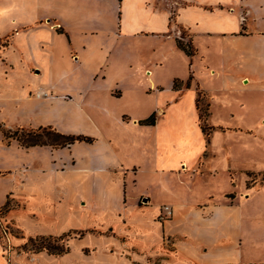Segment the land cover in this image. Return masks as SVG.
I'll return each instance as SVG.
<instances>
[{
	"label": "crops",
	"instance_id": "crops-1",
	"mask_svg": "<svg viewBox=\"0 0 264 264\" xmlns=\"http://www.w3.org/2000/svg\"><path fill=\"white\" fill-rule=\"evenodd\" d=\"M195 14L199 16L193 17ZM246 17L252 18V26L246 25ZM0 21V38L9 34L0 48V77L38 81L39 98L49 96L45 87L55 88L53 83L43 86L46 79L67 80L71 85L68 94L77 93L68 100L89 106L104 117V126L109 120L110 127L124 124L128 131L150 129L138 123V116L124 123L98 98L110 76V71L101 74V69L114 59H138V38H154L161 50L154 59H142L144 66L153 62L160 66L175 51L185 54L189 70L181 89L194 83L191 87H199L209 98L210 87L195 79L190 66H201L204 55L200 49L213 45L210 79H221L222 88L264 94V0H0ZM179 29L186 31V40L195 49L191 57L176 45ZM57 43L63 44L61 50L55 47ZM55 52L60 53L58 60ZM129 81L121 84L132 88ZM110 91L107 88L112 97ZM62 95H51L52 102L61 104ZM85 95L89 97L85 99ZM193 101L199 122L196 91ZM78 142L62 148L41 145L24 149L39 147L50 157L26 162L22 193L9 191L21 199L22 210L12 208L7 216L24 234L22 243L35 234L85 233L69 237V251L62 255L28 252L22 262L13 258L10 264H148L158 256L162 264H264V199L249 203L250 209L244 210L236 196L229 201L209 196L210 201L190 203L168 190L170 202L154 203V175H158L154 163L119 162L122 167H114L118 160L110 138L98 137L85 144L83 155L73 153L71 163L63 164L58 150ZM133 143L138 152L130 149L129 158L137 153L152 155L141 139L134 138ZM142 178L146 179L143 183ZM250 196V192L245 194ZM163 205L172 209L170 218H158ZM257 207L263 212H257ZM23 210L33 226L26 227L16 215ZM169 236L177 239L171 246L166 242Z\"/></svg>",
	"mask_w": 264,
	"mask_h": 264
},
{
	"label": "rangeland",
	"instance_id": "rangeland-1",
	"mask_svg": "<svg viewBox=\"0 0 264 264\" xmlns=\"http://www.w3.org/2000/svg\"><path fill=\"white\" fill-rule=\"evenodd\" d=\"M256 18L262 19V16ZM250 20L252 18L246 17L247 26H252ZM5 34L4 38H0V48L8 42L9 34ZM178 36L183 42L187 41L186 31L179 29ZM154 40L150 36L138 38V59L135 56L129 60L114 59L108 67L101 69V74L103 71L105 74L107 70L110 71V76H107L104 85L106 87L98 97L100 101L107 109H111L112 114H118L124 123L130 120L131 116L144 119L153 113L154 123L146 124L150 129L143 131H128L124 124L110 127L109 120L104 126V117L102 119L91 111L89 106L71 103L77 93L72 92V97L68 100L71 96L68 94L71 85L67 80L46 79L43 86L53 83L55 88L45 87L49 96L39 98L36 97L37 86H40L38 81L26 83V79L22 77H0V205L9 191L22 193L21 174L25 171L26 162L29 164L39 160L47 161L46 158L50 157L47 150L39 147L26 151V147L19 146L15 140L6 144L1 131L47 125L65 134H81L94 138L90 143L79 141L71 148L59 149L58 156L64 159L65 165L71 163L73 153L82 154L86 149L85 144L93 143L98 137L110 138V148L115 157L112 156L118 160L114 167H122V162L137 165L151 163L150 166L154 163V170L158 172V175H154V203L158 200L170 202L168 190L190 203L210 201L209 196H222L224 201L236 196L238 205L244 210L250 209L249 203L258 204L259 200L264 199V94L259 96V92L252 89L222 88L221 79H210L208 74L213 67L209 65V61L215 55L213 45L200 49L204 55L201 66H190V70H195V79L210 87V100L199 87L196 90L191 87L195 86L194 83L188 89H181L189 70L187 57L183 52L171 53L164 63L157 67L153 66L154 62L145 66L142 63V59H154L160 54L159 43ZM93 41L97 43L98 37ZM55 47L60 49L63 44L57 43ZM59 54L53 53L56 60L59 59ZM125 79H131L129 82H132V88L121 84ZM175 79L179 81L177 85L166 88ZM107 88L112 90V97H109ZM197 89L200 108L198 113L202 116L200 123L212 127L208 141L197 122L193 101ZM57 93L63 94L62 99L58 101L61 104L52 102L51 95ZM117 93L120 95H116ZM88 97L85 95V99ZM208 102L209 115L204 122ZM106 125L109 127L108 131L104 129ZM134 138L141 139L143 147L150 149V157L146 153H142V156L137 153V156L129 158L132 154L130 149L138 152L134 147ZM153 140L154 149H151ZM181 163H184L183 169ZM16 171L18 173H15ZM144 172L145 170L142 173ZM143 181L146 179L142 178L141 182ZM253 185L254 187H251ZM247 192L251 193L249 198L245 197ZM10 197L11 203L17 202L22 210L21 199L13 194ZM257 212L262 213L263 210L257 207ZM16 215L26 227L33 226L24 210ZM158 218L160 219L159 216ZM106 233L109 234V231ZM23 235L7 213H0V264H10L13 258H20L22 262L24 254L32 252L20 248L23 242L20 236ZM176 240V237L169 236L166 242L171 246ZM160 257L151 258L148 264H162Z\"/></svg>",
	"mask_w": 264,
	"mask_h": 264
},
{
	"label": "trees",
	"instance_id": "trees-1",
	"mask_svg": "<svg viewBox=\"0 0 264 264\" xmlns=\"http://www.w3.org/2000/svg\"><path fill=\"white\" fill-rule=\"evenodd\" d=\"M176 45L181 48L188 56H192L195 53V49L189 40L183 42L179 37L176 38ZM191 78V75L189 76ZM187 79L185 85L188 87L190 80ZM179 81L175 79L173 81V87L177 85ZM196 96V108L200 110L198 106V96L199 89H197ZM208 103H206L207 111L204 116V122L206 121V116L208 115ZM199 117V127L201 132L206 135V140L208 141V137L211 133V126L200 123V119L202 120V116L200 112L198 113ZM139 124H153L154 123V114L151 113L144 119L138 120ZM2 139L6 142V144H10L11 140H15L16 143L21 147H31V146H41L46 145L51 148H62L68 147L70 144L76 141H84L90 143L94 140L91 136L86 135H75V134H65L57 129H55L51 125L47 126H39L36 128L29 129H16L13 131L3 130L1 131ZM11 196V192L6 194L5 201L0 206V213H7L12 208L18 206L17 202H13ZM91 231V230H89ZM85 233L83 230H68L59 235L52 234H35L27 236L24 243L21 244L20 248L23 251H32L39 252L45 251L48 254L52 255H62L69 251V245L67 243V239L71 236H82Z\"/></svg>",
	"mask_w": 264,
	"mask_h": 264
},
{
	"label": "built area",
	"instance_id": "built-area-1",
	"mask_svg": "<svg viewBox=\"0 0 264 264\" xmlns=\"http://www.w3.org/2000/svg\"><path fill=\"white\" fill-rule=\"evenodd\" d=\"M172 215V209L167 206V205H163L160 209V212L158 214V216L160 217V219H167Z\"/></svg>",
	"mask_w": 264,
	"mask_h": 264
}]
</instances>
